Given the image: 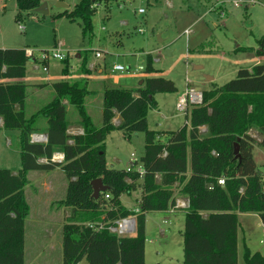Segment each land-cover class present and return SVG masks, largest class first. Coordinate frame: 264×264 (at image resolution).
Returning a JSON list of instances; mask_svg holds the SVG:
<instances>
[{"label":"trees","instance_id":"16d2710c","mask_svg":"<svg viewBox=\"0 0 264 264\" xmlns=\"http://www.w3.org/2000/svg\"><path fill=\"white\" fill-rule=\"evenodd\" d=\"M41 2L16 0L19 12L15 21L20 24L21 12L31 15L30 10ZM95 4L78 0L64 15L70 21H79L83 34L91 33ZM24 49L0 48L1 128L19 132L20 157L18 170L0 168V264H24L27 173L55 168L67 178L65 197L58 204L70 210L62 225V264H78L81 260L86 264H145V216L148 212L170 211L175 205L176 185L177 194L188 199L183 209L182 264H238V214L256 213L264 220V181L252 155L255 140L248 134L251 129L262 133L258 145L264 146V63L239 68L233 79L203 91L202 103L191 105L186 116L190 127L184 124L177 130L154 131L148 128L147 113L157 106L156 93L176 91L173 81L147 76L137 88H104L102 123L95 126L84 104L89 94L87 78L28 85L22 79L26 63L33 59L25 56ZM237 51L264 57V32L255 47ZM68 70L66 63L62 72L67 74ZM80 72L89 74L84 64ZM143 72H154L150 55ZM48 85L53 98L27 114L29 88ZM66 104L76 111L82 134L67 133L71 123ZM115 113L120 116L117 125L112 123ZM200 126H206V132L201 133ZM114 130L126 135L143 133L139 158L142 174L135 169L136 160L129 169L106 166L104 140ZM33 133H45L47 141L31 142ZM162 134L164 141L159 138ZM235 143L238 158L234 157ZM56 151L63 154L61 162L52 161ZM96 178L107 189L94 198L91 181ZM219 178H223V185L217 183ZM137 190L140 197L135 212L122 205L120 197ZM132 215L134 236L108 230L116 226L115 221ZM242 264H264V256L243 243Z\"/></svg>","mask_w":264,"mask_h":264},{"label":"rangeland","instance_id":"374dc122","mask_svg":"<svg viewBox=\"0 0 264 264\" xmlns=\"http://www.w3.org/2000/svg\"><path fill=\"white\" fill-rule=\"evenodd\" d=\"M41 1L48 4V14L26 15L21 12L19 25L14 19L19 12L16 0H0V48L28 47L33 50L37 59L26 63L25 77L35 82H72L96 74V69L100 67L104 69L108 86L113 84V78L117 76L116 85L137 87L139 81L149 76L143 72L149 54L153 68L158 70L157 74L173 81L176 87V94L154 95L162 103L163 110L172 115L161 126L170 130H176L185 120L184 113L175 108L176 97L187 89L205 91L208 86L206 76L214 77L216 86L233 79L237 72H234L235 69L251 64H246V61L238 62L248 59V54L235 51L234 48L237 45L255 46L256 39L264 32V0H254V3L243 0L237 7L225 0L219 1L220 7L217 0H108L95 4L91 16L92 31L84 34L79 21H70L64 15V11L72 9L78 0ZM139 9H143L145 13H138ZM21 27L23 28L20 29ZM158 36L160 42L157 41ZM58 43L61 44L64 60L49 56L46 64L41 62L39 54L43 51L51 54ZM96 52L100 53V57L95 56ZM66 63L69 70L64 74L62 68ZM82 64L88 69L91 65L96 68L84 75L80 72ZM114 65H122L128 70L113 72ZM87 87L90 89L89 93L93 89L98 91V97L96 92L91 97L88 94L84 102L89 103L92 122L95 126H100L102 112L90 105H96L99 100V106L102 107V90L91 80L87 82ZM49 100V88L30 87L25 102L26 113H32ZM66 105L68 120L72 123L76 111L72 106ZM153 118L154 115L150 113L147 118L148 128L155 127ZM4 131H0V168L16 171L20 168L19 132ZM251 137L255 140L252 155L257 163V170L264 173V146L258 145L263 134L257 131L256 136ZM143 145L144 135L141 132L126 135L118 130L111 131L104 140L106 166L127 169L133 159L138 166ZM38 172L40 176L28 175L29 182L24 186V196L30 211L26 223L24 264H29L30 261L34 264H62L61 245L52 253H45L44 250L39 253V258L29 259L27 246L29 236H33V228L39 232V247H47L50 241L61 243V226L65 222H62L61 214L63 209L69 210L58 204L66 193L67 178L64 173L58 170ZM43 175L47 176V180L41 179ZM261 178L264 181V175ZM46 181H49L47 184L51 187L44 190ZM178 189L177 185L174 186L175 198H183L177 194ZM134 194L123 195L125 207L136 208ZM183 221V209L146 214L145 264H182ZM239 222L242 230L238 234V264H242L243 241L252 249L261 247L259 240L264 239V229L260 228L258 218L253 216H240Z\"/></svg>","mask_w":264,"mask_h":264},{"label":"crops","instance_id":"0c3cea01","mask_svg":"<svg viewBox=\"0 0 264 264\" xmlns=\"http://www.w3.org/2000/svg\"><path fill=\"white\" fill-rule=\"evenodd\" d=\"M139 13V12H138ZM143 13H145V11H143L142 12V14ZM157 31V30H156ZM155 30H154V32H156ZM158 42H160V38H159V36H158V40H157ZM242 47H255V46H242ZM25 48H28V47H25ZM239 48H241L239 45H237L235 48H234V50L235 51H237V49H239ZM167 52H170L169 50H167ZM243 54H248V59H243V60H238V62H240V61H246L247 63L246 64H250V65H248V66H246L245 68H250L252 65H254V64H257V63H264V57H252L251 55H255V53L254 52H252V51H241ZM149 55V54H148ZM256 56V55H255ZM64 60V59H63ZM33 61V60H32ZM94 67L95 66H90L89 67V72H91L92 70H94ZM96 68V67H95ZM103 70L104 69H102V68H100V67H98L97 69H96V74H94V75H92L91 76V74L90 75H88V80H87V82H89L90 80H91V82H94V83H96V85H98V87L99 88H101V90L103 91V89L104 88H106V87H111L113 84V86H117V87H122V86H119V85H116V84H118L117 83V79H118V77L117 76H115L114 78H113V84L112 85H107L106 84V76H105V74L103 73ZM238 69H235L234 70V72H236ZM113 72H115V71H113ZM158 70H156V69H154V73H149V76H158ZM144 74H146V73H144ZM26 76V75H25ZM24 76V78L22 79V81L23 82H25L26 84H28V85H33V84H50V83H52V81H47V82H35V81H31L30 80V78L28 77H25ZM213 79H212V81H210V82H207V84H208V86H207V88H206V90H208V89H210L213 85H214V82H213V80H214V77H212ZM142 81V80H141ZM139 86H141V85H139V82H138V85H137V87H139ZM137 87H124V88H137ZM45 88V87H44ZM46 88H49V93H50V99L51 98H53V96H54V94H53V91H52V89L49 87V85L48 86H46ZM88 88V87H87ZM88 90H90V89H88ZM102 91H101V96H102ZM95 92H96V96L98 97V95H97V92L98 91H95L94 89L93 90H91V93H89V96L88 97H91V96H93L94 94H95ZM92 93H94V94H92ZM177 93V91H175V92H173V94H176ZM30 96H33V95H31L30 94ZM52 96V97H51ZM178 97L179 96H177L176 97V99H175V101H174V105L176 104V101H177V99H178ZM154 99H155V101H156V104H157V106H156V108H154V109H149V111H148V113H147V118H148V116H149V114L150 113H152V115H154V124H155V127H153V128H149L150 130H154V131H172V130H170V129H168V128H162L161 126H163V124H165V123H167L168 121H169V119H171V114L170 113H166L164 110H163V107H162V103H160V100L159 99H157V98H155V96H154ZM92 101H90V103H91ZM84 104H85V107H86V110H87V107H88V110H87V112H88V114L90 115L91 113L90 112H92L91 110H90V108H89V103H85L84 102ZM100 104H99V100L97 101V103H96V105H90V107H96L97 109H99L100 110V113H101V107L99 106ZM193 106V105H192ZM192 106H189V108H188V110H187V112L184 114V117H185V120H184V124H186L188 127H190V121H189V117L188 118H186V116L187 115H189V112H190V109H191V107ZM90 117H91V115H90ZM74 119L75 120H72V123L68 126V128H67V133L68 134H70V135H77V134H81V132H82V128L79 126V125H77L76 124V121H77V114L75 113V117H74ZM119 122H120V116H119V114L118 113H115L114 114V117H113V119H112V123L114 124V125H117V124H119ZM147 124H148V121H147ZM184 124H182V125H180L177 129H179V128H181ZM1 126H2V120L0 119V131H2V132H5L4 130H2V128H1ZM176 129V130H177ZM199 130H200V132L201 133H204V132H206V126H200L199 127ZM115 131V130H114ZM119 131V130H118ZM256 133H257V131L256 130H254V129H251L249 132H248V134L250 135V136H256ZM40 135H46L45 133H40ZM160 138V140L161 141H164V139H165V134H162V136L161 137H159ZM61 155V156H60ZM60 156V158H56V157H59ZM63 160V154L61 153V152H59V151H56V152H54V154H53V156H52V161H54V162H61ZM45 160L44 159H40L39 160V162H44ZM256 163V162H255ZM257 164V163H256ZM138 166H141V164H139ZM56 170H58V171H60V172H62L59 168H55V169H53L52 170V172H55ZM12 171H14V170H12ZM259 173H260V175L262 176V175H264V173L263 172H260V170L258 171ZM39 172H38V170H34V171H29L28 173H27V183L29 182V180H28V175H32V174H34L33 176H35V175H37ZM63 173V172H62ZM39 175V174H38ZM188 175H189V171H188ZM40 176V175H39ZM47 176L46 175H43L42 177H41V179H46L47 180V178H46ZM157 179H159V177L157 176ZM262 180H263V178H262ZM40 182V181H39ZM47 182H49V181H46L45 182V185L43 186V189L44 190H46V188L48 187H51V185H49V184H47ZM51 183H52V181H50ZM41 187V186H40ZM137 191H135V192H133L132 194H134V193H136ZM132 194L130 195V196H132ZM139 195H140V192H139V190H138V192H137V194H134V200H135V202H136V200L139 198ZM25 197V196H24ZM122 197H123V195L120 197V201H121V203H122V205L124 204L123 203V200H122ZM184 198V197H183ZM25 200H26V198H25ZM27 202V201H26ZM28 204V203H27ZM28 207H29V205H28ZM136 207V206H135ZM127 208V207H126ZM127 209H131V210H134L135 208H127ZM70 210H65V209H63L62 210V214H61V217L63 218V221L62 222H64V218H67L68 216H69V212ZM167 212H172V211H167ZM29 213H30V211L28 210V214H27V216H26V218H25V221H24V246H23V256H24V254L26 253V223H27V217L29 216ZM240 216H246V217H256V218H258V220H259V226H260V228H263L264 229V227L262 226V222H263V220L256 214V213H239L238 214V220H239V217ZM37 218H38V216H36ZM239 224H240V222H239ZM62 225H63V223H62ZM242 225V224H241ZM241 225H239V227L240 228H238V234H239V231L240 230H242V227H241ZM62 227V226H61ZM246 228L248 229V227L246 226ZM244 229V228H243ZM145 230H146V216H145ZM162 232V231H161ZM33 236H29V245L27 246L28 247V253H29V259H36V258H39V256H40V254L39 253H42V252H44V250H45V253H49V252H54L55 250H57V248L59 247V245H61V252H62V240H61V243H60V241H50V243H49V245L47 246V247H39L37 244H38V242H40V240H39V238H38V234H39V232L38 231H36V229L35 228H33ZM134 234H135V232L131 235V236H134ZM145 235H146V232H145ZM264 235V234H263ZM238 237V236H237ZM264 237V236H263ZM260 240H264L263 238L262 239H260ZM260 240H259V242H260ZM246 245H247V243H246V241H243ZM261 244V243H260ZM247 247H249L248 245H247ZM249 249L251 250V251H260L261 253H262V255L264 256V246H263V244H261V247H259V248H257V249H252V248H250L249 247ZM145 252V251H144ZM237 253H238V242H237ZM238 257H239V255H238ZM29 264H34V262L33 261H30V263ZM78 264H86V262L84 261V260H81Z\"/></svg>","mask_w":264,"mask_h":264},{"label":"built area","instance_id":"2783aa9c","mask_svg":"<svg viewBox=\"0 0 264 264\" xmlns=\"http://www.w3.org/2000/svg\"><path fill=\"white\" fill-rule=\"evenodd\" d=\"M219 1L217 0V5L219 6ZM230 2L233 6L237 7L240 6L243 3V0H225ZM250 3H254V0H249ZM220 7V6H219ZM144 10L143 9H139L138 12L142 13ZM220 14H222V11H219ZM20 25V24H19ZM23 27H21L20 29H22ZM188 32V31H186ZM24 54L25 56H27L30 59L33 60H37L34 56V52L31 48H25L24 49ZM40 55V60L41 62L45 63L47 62V59L49 56H53L55 59L58 60H63L64 56L62 54V49H61V44L58 43L51 51V54H49L48 51H43L42 53L39 54ZM96 57H100V53L96 52L95 53ZM139 69L141 70L142 68L139 67ZM128 69H126L125 67H123L122 65H114L112 66V71H127ZM202 103V92L201 91H197V90H193V89H187L185 90V92L183 94H181L175 104V108L177 111H180L181 113H186L188 106L192 105H197V104H201ZM82 134V132H81ZM32 141L34 142H44V137L43 135L40 134H33L32 135ZM133 161H135V159H133ZM130 168V166H129ZM127 168V169H129ZM136 170H138V172L140 174L143 173V170L141 168V166H136L135 167ZM217 183L219 185H223L224 184V180L223 178H219L217 180ZM263 188H264V184H263ZM107 197V196H106ZM188 206V199L187 198H176L175 200V205L172 209H170V211H175V209H185ZM137 208L134 209L135 212H137ZM116 226H109L108 230L112 233H116L118 235L121 236H131L134 232H135V217L134 215L132 216H128L125 218H122L120 220L115 221ZM262 226L264 227V220L262 222ZM99 227H102L101 225ZM260 243L264 245V240H260Z\"/></svg>","mask_w":264,"mask_h":264},{"label":"water","instance_id":"95a60500","mask_svg":"<svg viewBox=\"0 0 264 264\" xmlns=\"http://www.w3.org/2000/svg\"><path fill=\"white\" fill-rule=\"evenodd\" d=\"M104 1H106V0H91L92 3H100V2H104ZM57 6H59V5H57ZM63 6L65 8H67V6H65L64 4H63ZM48 10H49L48 4L45 1H42L36 8H33L32 10H30V13L45 15V14H48ZM196 68H199V66H196ZM212 79L213 78L211 76L205 77V81H207V82L212 81ZM141 84H142V81H139V85H141ZM43 137H44V142H46L47 141L46 135H44ZM31 142H34V141H32V139H31ZM234 157L235 158L239 157L237 143L234 144ZM91 186H92V191H93L92 196L94 198L98 197V195L101 192H104L107 189V186L103 185L100 178H96V179L92 180Z\"/></svg>","mask_w":264,"mask_h":264},{"label":"bare ground","instance_id":"6f19581e","mask_svg":"<svg viewBox=\"0 0 264 264\" xmlns=\"http://www.w3.org/2000/svg\"><path fill=\"white\" fill-rule=\"evenodd\" d=\"M61 156V155H60ZM60 156L59 157H56V158H60Z\"/></svg>","mask_w":264,"mask_h":264}]
</instances>
